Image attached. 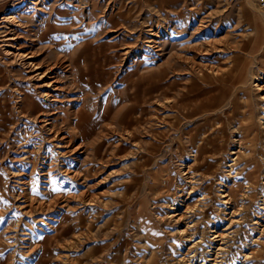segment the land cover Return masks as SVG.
I'll use <instances>...</instances> for the list:
<instances>
[{
	"label": "rangeland",
	"instance_id": "obj_1",
	"mask_svg": "<svg viewBox=\"0 0 264 264\" xmlns=\"http://www.w3.org/2000/svg\"><path fill=\"white\" fill-rule=\"evenodd\" d=\"M0 40V264H264V6L0 0Z\"/></svg>",
	"mask_w": 264,
	"mask_h": 264
},
{
	"label": "bare ground",
	"instance_id": "obj_2",
	"mask_svg": "<svg viewBox=\"0 0 264 264\" xmlns=\"http://www.w3.org/2000/svg\"><path fill=\"white\" fill-rule=\"evenodd\" d=\"M4 18V17H3ZM4 21H5V23L6 24H9V22H11L12 21V16H6L5 18H4ZM7 27V26H6ZM11 31V30H10ZM9 31V32H10ZM14 32V31H13ZM13 32H11V33H13ZM15 33V32H14ZM8 34V33H7ZM4 35H6V34H4ZM17 36L15 35V36H13V35H11V34H9V35H7V36H5L3 39H2V43H0V44H2V46H4V52L2 53V54H6L7 56H10L14 61H17V63L23 68V69H25V70H27L29 73V76H28V79L31 81V80H34V81H36V82H38V86H45V85H47V86H51V85H53V87H55L56 85H54L53 83H50V79H43L44 77H46V75L51 71V68L50 67H47L44 71H41L40 69H41V65L39 64V63H36L35 62V60H34V58L33 57H35V53L34 52H28V51H25V50H23V49H19L16 45H17V42H16V40H17V38H16ZM263 37L261 36V34H259V37L257 38V40H255V43L256 42H258L259 40H261ZM0 42H1V40H0ZM29 42H30V40H29ZM30 44V43H29ZM209 44H211V41L207 44V45H209ZM205 46V47H203V48H201V50L202 51H204V52H207L209 49H211V48H208V47H210V46ZM26 46V45H25ZM16 47V48H15ZM21 47V46H20ZM13 48H15V49H13ZM28 48V47H27ZM2 49V48H1ZM262 49V48H261ZM31 50V49H30ZM29 50V51H30ZM32 51V50H31ZM39 52V51H38ZM125 52H126V50H125ZM38 54V53H37ZM44 55V54H43ZM259 55V54H258ZM254 60V59H253ZM58 61V60H57ZM56 62V61H55ZM61 62H63V61H61ZM7 63V62H6ZM16 63V64H17ZM44 63V62H43ZM9 64V63H8ZM246 62H244L242 65H240V67H233L232 69H230V71H232V72H229L228 74H227V77L229 78H227L228 79V82L229 81H232L234 84L236 83V82H243V79H245L244 78V74H245V70H246ZM255 64V63H254ZM46 65V64H45ZM55 65V64H54ZM53 66V65H52ZM251 66V65H250ZM53 67H55V66H53ZM215 67V66H214ZM213 66H211V65H208L207 67H206V69H207V72L208 73H210L211 74V76H214V74H215V76L216 77H218L219 79H221V78H226V75H224L225 74V71H221V70H219L218 68H214ZM61 68V67H60ZM252 69V68H251ZM257 69H258V71L257 70H255L254 69V71L253 72H251L250 73V76H251V78H250V81L253 83V85L255 86V88L258 90V95H259V98H260V100H261V102H263V109L262 110H264V70L262 69V68H258L257 67ZM203 70H205V69H203ZM227 71V70H226ZM257 71V73L255 74V72ZM207 73V74H208ZM49 81V82H48ZM53 82V81H52ZM35 83V82H34ZM41 83V84H40ZM60 83V82H59ZM251 83V84H252ZM233 84V85H234ZM230 85V84H229ZM239 85V84H238ZM52 87V88H53ZM57 87V86H56ZM55 87V88H56ZM58 88V87H57ZM235 89V88H234ZM218 91V90H217ZM19 92V91H18ZM38 94V93H37ZM44 95H48V96H53L54 97V95H52V94H50V92H46V93H44ZM229 99V98H228ZM172 101V100H171ZM169 102V101H168ZM256 102V101H255ZM164 103V102H163ZM162 104V103H161ZM259 104V103H258ZM256 105V104H255ZM193 106V105H192ZM255 107V106H254ZM186 108V107H185ZM221 108V107H220ZM219 108V109H220ZM188 109V108H187ZM256 109V108H255ZM261 109V108H260ZM202 110V109H201ZM215 110V109H214ZM213 110V111H214ZM259 110V109H258ZM209 111H211V110H206L205 112L206 113H208ZM217 111V110H216ZM260 111V110H259ZM196 112V111H195ZM211 113V112H210ZM261 113V112H260ZM234 114H236L235 112H233V113H228L227 114V117L228 118H233V115ZM243 114V113H242ZM261 118V117H260ZM263 119V118H262ZM198 122V121H197ZM232 123V122H231ZM243 120L242 119H239V124H240V126H242L243 125ZM238 124V125H239ZM262 125H264V122H263V124ZM51 127V126H50ZM49 127V128H50ZM53 128V127H52ZM197 128V127H196ZM180 129V128H179ZM264 130V129H263ZM181 132V131H180ZM129 133V132H128ZM57 132H55V134H54V136L53 137H56L57 135ZM132 134V133H131ZM241 135V134H240ZM235 136V135H234ZM58 137V136H57ZM241 139H243L242 138V135H241V137L239 138V137H237L236 139H235V145H236V147L234 148L235 149V151L234 152H232V154H235V155H237L238 154V151H239V149H240V147H241ZM61 140V139H60ZM64 141V140H63ZM61 142V143H65L66 145H65V148H67V149H69L70 147V145H69V141H67V142ZM79 147L77 146V147H75L74 149H72L71 151H73V150H75V149H78ZM233 149V148H232ZM199 151H202L201 150V145H199L198 147H197V153H195L194 154V157H197V155H198V152ZM237 158V157H236ZM229 195V193L228 194H226V196H228ZM263 197V196H262ZM229 199V198H228ZM227 199V200H228ZM263 199V201L262 202H264V197L262 198ZM261 208H264V204H261V206H260ZM260 212V211H259ZM183 214H184V212L183 213H180L179 214V217L180 216H183ZM260 215H261V213H260ZM259 216V215H258ZM257 222V221H256ZM259 222V221H258ZM257 222V223H258ZM262 226V225H261ZM187 227V226H186ZM188 228V227H187ZM186 229V228H185ZM184 229V230H185ZM261 230H264V226H262L261 227V229H260V231ZM220 233V232H219ZM215 236H217V237H219V234H215Z\"/></svg>",
	"mask_w": 264,
	"mask_h": 264
},
{
	"label": "built area",
	"instance_id": "obj_3",
	"mask_svg": "<svg viewBox=\"0 0 264 264\" xmlns=\"http://www.w3.org/2000/svg\"><path fill=\"white\" fill-rule=\"evenodd\" d=\"M255 1H256V3H257L258 5H260L261 7L264 6V0H255Z\"/></svg>",
	"mask_w": 264,
	"mask_h": 264
}]
</instances>
